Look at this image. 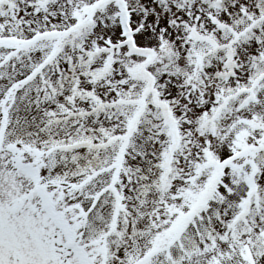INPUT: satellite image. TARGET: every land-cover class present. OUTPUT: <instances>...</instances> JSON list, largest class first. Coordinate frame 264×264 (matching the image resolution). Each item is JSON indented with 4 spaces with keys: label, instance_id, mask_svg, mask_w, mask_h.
<instances>
[{
    "label": "snow or ice",
    "instance_id": "snow-or-ice-1",
    "mask_svg": "<svg viewBox=\"0 0 264 264\" xmlns=\"http://www.w3.org/2000/svg\"><path fill=\"white\" fill-rule=\"evenodd\" d=\"M0 264H264V0H0Z\"/></svg>",
    "mask_w": 264,
    "mask_h": 264
}]
</instances>
